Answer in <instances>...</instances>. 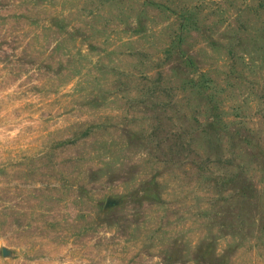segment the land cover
I'll list each match as a JSON object with an SVG mask.
<instances>
[{"label":"rangeland","instance_id":"rangeland-1","mask_svg":"<svg viewBox=\"0 0 264 264\" xmlns=\"http://www.w3.org/2000/svg\"><path fill=\"white\" fill-rule=\"evenodd\" d=\"M0 264H264V0H0Z\"/></svg>","mask_w":264,"mask_h":264}]
</instances>
